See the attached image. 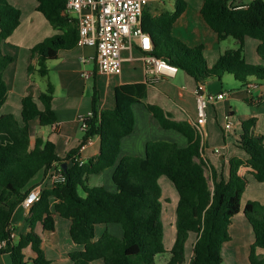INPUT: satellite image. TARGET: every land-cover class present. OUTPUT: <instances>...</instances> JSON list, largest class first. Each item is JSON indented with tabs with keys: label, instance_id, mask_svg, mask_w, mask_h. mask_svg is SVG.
<instances>
[{
	"label": "trees",
	"instance_id": "16d2710c",
	"mask_svg": "<svg viewBox=\"0 0 264 264\" xmlns=\"http://www.w3.org/2000/svg\"><path fill=\"white\" fill-rule=\"evenodd\" d=\"M38 11L51 25L63 30L37 44L32 50L37 58L38 72L45 77L48 64L58 58L59 52L71 50L79 39L78 20L65 14L68 0H36ZM185 0H176L174 12H163L153 17L144 13L141 27L154 42L151 53L179 70L184 71L199 85L206 80H222L232 76L241 86L250 78L264 81V0H253L238 6L234 0H203L201 14L207 25L218 35L220 42L233 38L236 49L227 50L214 65H209L202 48H191L173 35V28L184 12ZM146 14V15H145ZM145 15V16H144ZM21 23V11L8 0H0V107L7 99V86L2 64L11 61L1 50ZM160 36L158 40L156 36ZM259 42L257 55L262 64L246 61L245 40ZM148 96L145 83L116 87V106L112 110L100 109V98L94 88L92 117L86 120L83 144L94 137L101 141L99 155L86 163L75 161V153L65 159L55 151V145L42 138L31 144L30 124L39 119L40 126L56 122L53 111V89L49 85L39 96L43 108L32 95L22 100V123L13 115L0 117V255L8 254L12 264H49L44 240L37 232L56 230V216L69 220L72 242L82 247L69 255L74 264H156L158 255L169 253L166 264H188L189 243H193L190 264H224L221 251L230 240L233 218L242 211V197L248 179L238 174L241 160L232 159L228 180L214 181L212 188L207 177L208 163L203 157L202 138L195 126L173 120L160 106L147 104L146 108L162 128L175 130L186 137L184 148L167 141H150L145 156L120 158L122 140L133 133L135 116L133 106ZM255 120L242 121L243 133L238 146L249 155L247 165L259 182H264V136L254 132ZM69 160L73 166L59 170ZM56 167L63 180L42 192L41 198L29 211V231L12 239V218L15 210L27 197L25 188L42 170ZM115 168V191L103 187H89L91 176ZM167 178L179 196L176 206V236L172 246L165 245L163 223L164 201L160 180ZM83 192V195L79 191ZM169 203V200H165ZM255 234L251 249L252 264H264L256 256V249H264V205L249 204L244 208ZM118 225L121 237L106 230L98 239L96 226ZM31 249L28 258L25 250Z\"/></svg>",
	"mask_w": 264,
	"mask_h": 264
},
{
	"label": "crops",
	"instance_id": "0c3cea01",
	"mask_svg": "<svg viewBox=\"0 0 264 264\" xmlns=\"http://www.w3.org/2000/svg\"><path fill=\"white\" fill-rule=\"evenodd\" d=\"M8 1L21 11V23L14 33L1 43L2 53L11 57L12 60L2 64L3 78L7 86V99L0 107V117L13 115L22 123L23 98L29 94L32 95L39 108L42 109L43 106L39 101L40 94L46 92L49 85L53 89L52 106L56 122L51 126L42 127L39 119L32 121L30 124L32 145L37 138H42L55 145L56 154L62 159L72 152L75 153L73 154L75 161L80 163L96 158L100 153V138H91L83 144L85 135L83 123L92 117L94 88L96 87L99 92L100 109L112 110L116 106V87L136 83L147 84L148 96L143 103L133 106L135 128L132 134L122 140L120 158L144 157L146 144L150 141H167L181 148L188 145L186 137L179 132L162 128L154 115L147 110L146 105L160 106L172 115L173 120L194 126L198 118L197 90L199 84L193 78L181 70L170 79L147 77L142 52L137 41L133 42L132 47L123 51L122 73L119 75L101 73L97 66L96 48L77 45L71 50L60 51L58 58L48 64V75L43 77L38 72L37 58H33L31 50L45 39L63 34L64 31L53 27L38 11L36 0ZM252 1L234 0V3L238 6H246ZM185 2V10L173 28V35L176 38L191 48H202L211 66L227 50L238 47L237 41L233 38L222 42L218 40V35L207 25L201 14L203 0H185ZM157 3L158 7L153 10L151 6ZM175 3L176 0H159L147 6L144 13L156 17L163 12H174ZM251 40L253 39L246 38L245 40V55L248 47L249 51L254 47L257 55L259 42ZM246 60L256 65L263 63L258 55H246ZM85 73L86 76L83 75ZM201 85L206 95L228 93L224 100L208 105L207 122L203 127V157L208 163L206 174L207 177L208 175L211 177L210 185L213 188L215 180L220 181L222 178L228 180L232 159L241 160L238 174L248 179V185L241 200L242 211L233 218L230 240L224 245L221 254L224 264H252L250 256L255 243V234L243 210L249 204L257 207L264 205V182H259L255 178L253 169L247 165L249 155L238 146V141L243 133L242 121L249 119L255 120V134L264 136V81L250 78L246 86H241L232 76L224 75L221 81L211 79ZM227 123L231 124L228 130L225 128ZM66 163L67 168L73 166L72 160ZM58 167L59 170L63 169L62 165ZM114 171L115 168H110L99 175L91 176L88 184L90 185L92 177L99 178V185H109L108 190L113 192L115 191ZM59 174L55 166L47 172L42 170L31 180L25 191L35 187H40L42 192L51 189L54 183L59 181ZM28 216L29 211L22 206H18L15 210L12 218V227L17 235L15 240L29 231ZM55 219L56 230L54 232H43L41 226L37 228V232L44 240L49 264H74L69 255L81 250L82 247L75 245L71 240L69 232L71 222L59 216ZM60 222L64 226L65 235L67 234V236L64 235V240L57 237ZM96 230V239L106 230L118 237L122 235L118 225L100 224L96 226ZM194 242L193 240L189 243L188 264L193 257ZM27 252H31V249L25 250V254ZM57 253L61 256L60 260L53 259ZM32 256L33 254L29 258ZM66 256L69 260L64 258ZM256 256L264 260V249L257 248ZM0 264H12L10 256L0 255Z\"/></svg>",
	"mask_w": 264,
	"mask_h": 264
},
{
	"label": "built area",
	"instance_id": "2783aa9c",
	"mask_svg": "<svg viewBox=\"0 0 264 264\" xmlns=\"http://www.w3.org/2000/svg\"><path fill=\"white\" fill-rule=\"evenodd\" d=\"M159 0H68L65 14L78 20V46L94 47L97 50L98 70L103 74L119 75L122 73V54L133 42L139 43L142 52L144 70L149 78H174L179 69L163 59L152 55L154 42L149 34L143 32L141 20L147 6ZM86 76L87 74H83ZM228 93L204 94L202 85L197 90V121L194 126L203 138L204 125L207 122V107L211 103L224 100ZM88 125L83 123V130ZM226 130L231 128L227 123ZM63 180L61 174L58 177ZM40 187L31 189L20 206L30 211L31 207L40 200ZM17 235L13 229L12 239ZM3 242L0 247L4 246Z\"/></svg>",
	"mask_w": 264,
	"mask_h": 264
},
{
	"label": "rangeland",
	"instance_id": "374dc122",
	"mask_svg": "<svg viewBox=\"0 0 264 264\" xmlns=\"http://www.w3.org/2000/svg\"><path fill=\"white\" fill-rule=\"evenodd\" d=\"M151 7H153L152 8L153 10L156 9V7H158V3L151 6ZM156 38L158 40H161V37L158 35L156 36ZM251 41H255V40H251ZM246 55L257 56L256 51L254 50V47H252V49L250 51H249V47H248V50H246ZM246 61L249 64H251V62L249 60H246ZM252 65H256V64H252ZM232 80H230L231 81L230 83H232ZM208 178H209V182L211 183V177L209 175H208ZM98 179L99 178L92 177L91 181L89 182L90 185L88 184V186L91 188L99 186V187H103V188L108 190L109 185H99L100 183H98ZM162 179H163V181H160V186L162 189L163 201L165 204L162 218H163V223H164V227H165V245L169 249L170 246L173 244L175 236H176V229H175L176 206L178 203L179 196H178L177 191L175 190L174 186L172 185V183L167 178H162ZM94 184H98V185H94ZM79 192L81 195H83V192L81 190ZM166 199L169 200V203L165 202ZM98 232H99V230H98ZM64 235H65L64 226L60 222L58 225V229H57V237H60L64 240V238H65V236H67V234L65 236ZM31 254H32L31 252H27L26 255L29 258V256ZM58 254L59 253H57V256L53 257V259H59L60 260L61 256ZM64 258L68 259L67 256ZM169 258H170L169 253L158 255L156 257V264H166V262ZM56 264H59V263H56ZM93 264H103V263H102V261H96Z\"/></svg>",
	"mask_w": 264,
	"mask_h": 264
},
{
	"label": "water",
	"instance_id": "95a60500",
	"mask_svg": "<svg viewBox=\"0 0 264 264\" xmlns=\"http://www.w3.org/2000/svg\"><path fill=\"white\" fill-rule=\"evenodd\" d=\"M62 168L66 171V169H67V163L66 162L62 164Z\"/></svg>",
	"mask_w": 264,
	"mask_h": 264
}]
</instances>
